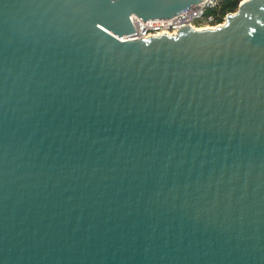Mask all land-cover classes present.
Segmentation results:
<instances>
[{"label": "water", "instance_id": "water-1", "mask_svg": "<svg viewBox=\"0 0 264 264\" xmlns=\"http://www.w3.org/2000/svg\"><path fill=\"white\" fill-rule=\"evenodd\" d=\"M0 0V264H264V0Z\"/></svg>", "mask_w": 264, "mask_h": 264}, {"label": "built area", "instance_id": "built-area-1", "mask_svg": "<svg viewBox=\"0 0 264 264\" xmlns=\"http://www.w3.org/2000/svg\"><path fill=\"white\" fill-rule=\"evenodd\" d=\"M224 1L228 0H203V2L178 13L170 19L148 20L142 22L138 18L132 17L134 33L127 35L123 39H146L148 37H158L163 34L168 37H174L179 34L177 30L185 26H189L190 29L196 31L217 28L218 26L224 24L228 14L230 15L232 13L224 15L222 20L219 22L217 15L207 14V12L217 10L219 5Z\"/></svg>", "mask_w": 264, "mask_h": 264}, {"label": "trees", "instance_id": "trees-1", "mask_svg": "<svg viewBox=\"0 0 264 264\" xmlns=\"http://www.w3.org/2000/svg\"><path fill=\"white\" fill-rule=\"evenodd\" d=\"M243 1V0H228V1H224L222 2L219 7L217 8V10L215 11H208L207 14H215L217 15V19L220 22L222 20V18L224 17V15L228 14V13H234L237 8L239 3Z\"/></svg>", "mask_w": 264, "mask_h": 264}, {"label": "bare ground", "instance_id": "bare-ground-1", "mask_svg": "<svg viewBox=\"0 0 264 264\" xmlns=\"http://www.w3.org/2000/svg\"><path fill=\"white\" fill-rule=\"evenodd\" d=\"M244 1H247V0H244Z\"/></svg>", "mask_w": 264, "mask_h": 264}]
</instances>
